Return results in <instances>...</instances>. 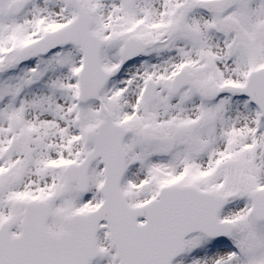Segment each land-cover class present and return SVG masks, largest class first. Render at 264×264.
<instances>
[{"label":"snow or ice","instance_id":"1","mask_svg":"<svg viewBox=\"0 0 264 264\" xmlns=\"http://www.w3.org/2000/svg\"><path fill=\"white\" fill-rule=\"evenodd\" d=\"M0 264H264V0H0Z\"/></svg>","mask_w":264,"mask_h":264}]
</instances>
